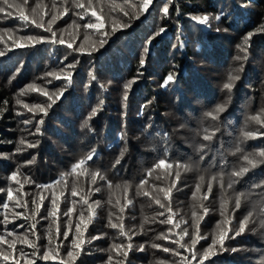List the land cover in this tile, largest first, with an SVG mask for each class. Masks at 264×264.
I'll list each match as a JSON object with an SVG mask.
<instances>
[{
  "label": "trees",
  "instance_id": "16d2710c",
  "mask_svg": "<svg viewBox=\"0 0 264 264\" xmlns=\"http://www.w3.org/2000/svg\"><path fill=\"white\" fill-rule=\"evenodd\" d=\"M79 2L86 8L76 7V0H28L26 6L23 0H9L23 7L27 21L20 19L15 8L0 13V52H4L0 56V236L7 241L0 243V254L9 256L5 261L0 255V264H72L67 252L81 213L84 243L74 250L79 252L74 264H117L124 257L113 245L128 243L132 249L124 264H200L202 259L203 264H264V188L251 172L232 177L231 189L227 184L222 189L215 181L211 192L197 182L201 176L210 179L202 170L185 185H179L173 174L165 176L163 168L148 175L165 149L173 161L183 164L190 159V147L203 144L205 129L215 131L210 142L213 147L223 139L235 138L234 131L240 129L256 133V138L241 144V133L236 144L248 143L256 152L264 146V125L251 120L257 116L264 121V31H257L264 23V0H172L167 18L162 11L166 0H153L149 12L131 19L128 28L123 25L139 0H91L90 8L89 0ZM93 10L104 20L100 31L83 26L90 19L95 22ZM53 15L57 19L49 25ZM204 15L210 16V28L191 19ZM217 15H221L219 21L214 19ZM41 20L44 27H36ZM48 27L51 31H45ZM161 27L165 31L156 35ZM103 32L109 33L104 37L108 43L100 47ZM249 33L253 35L244 45ZM27 36L43 39L29 41L24 39ZM241 66L240 79L229 92L223 85L229 73ZM68 72L72 73L70 83ZM170 73L175 74V81L163 87ZM217 105H225V111L215 121L207 119L205 113ZM93 109L97 113L89 119ZM40 120L43 124L36 133ZM30 143L36 146L30 148ZM93 150V160L72 171ZM237 162L224 168L225 179H229L227 173L243 167ZM172 168L174 173L175 163ZM93 172L105 179L97 176L93 183ZM14 173L16 180L11 179ZM184 173L181 171L182 176ZM141 180L146 181L142 188ZM240 193H244L241 207L235 209V197ZM190 199L195 201L194 207ZM207 205L212 210L208 215ZM249 212L252 217L245 232L224 241L228 251L221 254L218 242L204 258L213 237L219 241L225 231L233 236ZM169 215L172 222L161 223ZM113 223L116 228L111 227ZM121 224L127 235H121ZM185 229L188 235H183ZM65 231L69 232L67 240ZM194 236L206 238L192 248ZM25 237L35 247L23 243ZM153 244L160 247L153 248ZM165 247L179 255L164 252ZM232 248L238 250L232 252ZM45 253L50 259H43Z\"/></svg>",
  "mask_w": 264,
  "mask_h": 264
},
{
  "label": "snow or ice",
  "instance_id": "6c2138e0",
  "mask_svg": "<svg viewBox=\"0 0 264 264\" xmlns=\"http://www.w3.org/2000/svg\"><path fill=\"white\" fill-rule=\"evenodd\" d=\"M171 2H172V0H166L165 4L163 6L162 11H163V17L164 18H167L168 15H169L168 4H170ZM27 4H28V0H23V5L26 6ZM152 4H153V0H139V5L138 6L137 5H132V7L136 9V11L133 14H131V16H130V14L127 11L124 12L125 16H130V20H129L128 23L123 25V28L131 27V19H139L141 13L149 12V7ZM2 5L3 6H0V13H4L6 11V8H8V9L15 8L19 12L20 19L27 21L28 17L25 15L23 7L20 4H13V3H9V0H2ZM76 7L81 8V9L86 8L85 4L79 2V0H76ZM87 7L88 8L91 7V0H89V4H88ZM114 7H118V6H114ZM66 11H67V9H65V12ZM7 14L9 16L12 15L11 12H8ZM221 15L215 16L214 19L219 21L221 19ZM91 17L95 18V22H92V20L90 19L89 22H87V23H85L83 25L85 28L96 29L97 31H100V30L104 29V27H105L104 20L101 18V16L97 15L96 11H94V10L91 11ZM56 19H57V16L53 15L51 20L48 21L49 25H51L53 22H55ZM81 19H83V15L81 16ZM191 19L194 20V21H197L200 25H207L209 23L210 16L209 15L193 16ZM36 27H38V28L44 27L43 21L41 20V22L36 23ZM45 31H51V27L45 28ZM115 31H116V29L114 28L113 32H115ZM164 31H165V29L163 27H161L159 29V31L156 33V35H159L160 33H163ZM217 31H219V28H217ZM257 31L258 32L264 31V23H262L260 25V27L257 29ZM52 35H53V37H55L56 34L53 32ZM251 35H253V34L249 33L248 37H246L244 39V42H243L244 45H248L249 38L251 37ZM101 37L102 38L100 39L99 44H100V47H103L104 45H106L108 43V39H105L104 37H109V33L103 32V33H101ZM24 39L32 41V40H37V39H43V37L38 38V37H34V36H27V37H24ZM53 42H55V41H53ZM63 42L64 41L61 39L60 43H63ZM150 42H151V38L149 40V43ZM20 46L23 47V45H20ZM68 47L71 48L72 45L69 44ZM238 47L241 48V51H244L245 53H247V49L245 47H242V46H239V45H238ZM144 51H145V53H147L148 52V48L146 47L144 49ZM89 54H91V53H89ZM0 56H4V52H0ZM236 59L240 60L242 58L240 56H237ZM243 59L246 60L247 59V55H245L243 57ZM144 63H145V60L142 58L140 60L141 67L144 66ZM68 67L71 68V67H74V65H68ZM242 71H243V66H241L239 68H236L231 73H229V75L227 77V82L223 85V88L228 90L229 92H231L232 88L235 85V82L240 79L239 73L242 72ZM71 76H72V73L68 72L66 79L68 80L69 83L71 82ZM57 79H59V76H57ZM92 79H96V77L94 75H92ZM174 81H175V74L174 73H170V74L167 75V77L164 80L162 86L163 87H167L170 82H174ZM129 86L130 85H126L125 87L127 88ZM123 98H124L125 101L127 100V91H125ZM49 99L51 100L52 98L49 97ZM56 99H60V96H57ZM18 103H19V101H18ZM52 103H55V101L53 100ZM24 107L28 108L29 106L27 104H25ZM37 107L39 108L40 112H43L44 115L47 116V112L45 111L44 108L39 107V106H37ZM48 107H51V104H49ZM29 111H32V109L29 108ZM223 111H225V105H217L213 110L205 113V116L208 117V118H211L212 121H215V120H217L219 118V114L222 113ZM96 113H97V109H93L92 113L89 116V119H91V117L95 116ZM142 113H143V107L141 109V114ZM251 120L256 121L257 123H261L262 125H264V121H261L259 119V117H257V116L251 117ZM24 123L27 124V123H30V121H24ZM41 124H43V120L37 121L36 133L40 132V125ZM85 125H87V121H85ZM204 131L206 133L203 136V139L205 141L211 140L213 135H215V131H213L211 133L208 132V129H205ZM122 135L123 134H121V136ZM156 135H160V133H156ZM163 138L165 140L167 139V134L166 133L163 134ZM254 138H256V133L251 132V131H243L242 132V136H241V144L245 140L254 139ZM21 143H24V141L22 140ZM38 143H39V141H37V144ZM241 144H237L236 145V151L237 152H241L242 151ZM35 146H36V144H31V143L28 144V147H30V148L31 147H35ZM109 147H112V146L110 145ZM202 147H204V146H202ZM122 154H123V152L121 153V155ZM94 155H95V150L90 152L87 155L86 159H81L76 165H74L72 171H75L81 165H85L88 161H92L93 158H94ZM257 158H259V159H257ZM201 159H203V156L201 157ZM243 160L246 162L248 167H241L238 171L237 170H233L232 172L227 173V175L229 176V179H228V182H227V188H229V189L233 188V184L235 183V181L232 179V177H241V176H243L245 173H247L249 171V167L255 168L258 163H264V146H261L260 147V151H258V152L245 154L243 156ZM117 163H119V161H117ZM173 163H175V166H176L177 169H179L181 167H184L185 169L188 168V165H186V164L182 165L179 161H173L169 157L167 149H165L164 152L162 153V158H158V162H156L153 165V167L151 169H149L148 175L151 176L152 173L155 170L161 169V168H165V167L168 169V171L165 173V176L171 175V169L173 167ZM220 167H221L222 170L219 173H217L215 175H212L211 180L208 183V191L209 192H211V190H212V181H218L220 183V185H221V188L222 189L224 188V176L226 175V173H225V171H223V169L227 167V162L225 161L224 164H222ZM179 175H180V173H179V171H177L176 172V178L177 179L179 178ZM97 176H99V178L101 180L105 179V177L102 174H100L99 172H93L91 174L93 183L96 182ZM160 178L161 177L157 176V179H160ZM11 179L12 180H16V174L15 173L12 175ZM200 180H201V182H203L204 177L201 176ZM17 183H19V181H17ZM25 183H27V180L25 181ZM145 183H146L145 180H141L140 181V187L142 188ZM174 184H175V182H173V185ZM257 186H259V185H257ZM43 187H48V186L45 185ZM109 187H111L110 182H109ZM116 187L119 188L120 185H116ZM127 187H128V185H127V183H125V185H124L125 190L127 189ZM99 190H100L99 188L96 189V191H99ZM199 190H200V185H197V192ZM161 191H163V189H161ZM137 194L140 195L141 193L138 191ZM72 195L75 196L76 192L73 191ZM143 195L147 196L148 193L147 192H143ZM243 195H244V193H240V194L236 195V197H235V209H239L241 207V197ZM8 199L9 200L12 199V191L11 190L8 191ZM205 199H207V196H205ZM52 203H53V205H55L56 204V200L53 199ZM85 203H87V201H85ZM155 203L158 204L160 206V208H162V209L165 208V205L163 203H161L160 199H155ZM3 207L5 209H7L8 208V204L5 203L3 205ZM222 208H223V205H222ZM89 210H91V205H89ZM37 211H38V209H37ZM69 211H71V209ZM123 211H124V208L121 207L120 208V212L122 213ZM168 211L170 212L171 208H168ZM205 211H207V210H205ZM221 214L223 215V210H222ZM17 215H21V214H17ZM49 215L55 216L56 213L55 212H50ZM159 215L163 216L164 212H160ZM194 215H195V213H194ZM251 217H252V212H249L248 215L244 217V219L240 220L238 230H235L233 236L229 237L228 234H227V231H225L219 237V241H217V239L215 237H213L212 243L209 246V249L205 251L204 258H207L209 250L215 249V246L217 245L218 242H219V252L221 254L223 252H225V251H228V248H226L225 245H224V241L226 239H234L235 236H239L242 233H244L246 228H247V226H248V224H249V222H250V218ZM89 220H91V211H90V214H89ZM5 222H7V216H5ZM171 222H172V216H170V215L167 217L166 220L161 221V223H171ZM83 223H84V216H83V213H81L80 222L75 225V235L73 236V238L70 241V249L71 250H69L67 252V256L69 257V259L72 262V264H74L76 257L79 255V252L78 251H74V250L80 249L81 246L84 243L83 239L81 238V235H82V233H81V224H83ZM175 226L179 227V224H177ZM20 227H23V225H21ZM31 227H32V229H35L36 225L33 224V225H31ZM111 227L112 228H116L117 224L113 223V224H111ZM120 228H121V235H127L123 231V225L122 224L120 225ZM8 234L12 235V233H8ZM183 235H188L187 229L184 230ZM63 236H64V239L67 240L68 237H69V232L65 231L63 233ZM205 238L206 237H195L194 236L193 239L191 240L192 248H195V245L199 242V239H205ZM128 240L131 241V236H128ZM6 242L7 241L5 240V238L3 236H0V243H6ZM22 242L30 244V242L27 240L26 237L23 238ZM173 243H178V242L177 241H173ZM30 246L35 247L34 245H31V244H30ZM180 246L181 247H185V245H183V244H181ZM9 247L14 248L15 247L14 243H9ZM113 247L115 249L119 250L118 254L122 255L124 257V260H127L128 252L132 249V244L128 243L126 246L124 244H119V245H113ZM152 247L153 248H159L160 245L153 244ZM237 250L238 249H236V248H232L231 249L232 252H235ZM139 251L143 252L144 251V247L140 246ZM163 251L164 252L172 251L174 255H179L178 252H176L175 250L169 249L167 247L163 248ZM212 254L216 255L217 253L215 251H213ZM0 255H3V254H0ZM21 255L27 256V253H24L23 250H21ZM33 255H35V253H33ZM195 258H196V255H195V253H193V259H195ZM3 259L5 261H7L9 259V256L8 255H3ZM43 259L44 260L50 259L48 253L44 254ZM108 259H109V261H111L112 257L109 256ZM124 260L117 261V264H124ZM28 264H35V262L34 261H30V262H28ZM61 264H65V262L62 261ZM129 264H130V262H129ZM200 264H203V259L201 260ZM213 264H219V262L218 261H214Z\"/></svg>",
  "mask_w": 264,
  "mask_h": 264
},
{
  "label": "rangeland",
  "instance_id": "374dc122",
  "mask_svg": "<svg viewBox=\"0 0 264 264\" xmlns=\"http://www.w3.org/2000/svg\"><path fill=\"white\" fill-rule=\"evenodd\" d=\"M208 26H206L207 28H210L209 23L207 24ZM222 45V43H221ZM210 67V66H209ZM242 110L240 109V112ZM141 112V109H140ZM209 120H211V118H207ZM234 128L238 129V123L234 122ZM242 129H240V132H235V138L233 136H231L230 138H228L227 140H224L220 143L219 146L217 147H213L212 144L210 143L214 137H212L211 140L205 141L203 140V144L202 143H194L193 148L190 147V153H189V157L190 159H188L187 161L183 162L182 165H188V168L185 169L184 167H181L179 169H174V173L171 172V174L176 176V172L179 171L180 175L179 178L177 180L180 181L179 185H185V182H189V180L192 178V176L195 174V172H197L198 170H202L204 175H210V179L209 180H203V182L201 181H197V182H201V184L203 185L202 188L208 187V183L211 180L212 175H215L217 173H219L222 169H221V165L224 164V162L226 161L227 164L230 165H234L235 161H238L237 164L241 165L243 167H248V165L246 164V162L243 160V156L247 153H254L256 152L254 150V146H249L248 143H244L241 148L242 151L241 152H237L236 151V139L237 137L242 133ZM235 142V144H234ZM204 146V147H202ZM228 146V147H227ZM194 149V151H193ZM193 155L192 159L191 156ZM203 156V159H201V157ZM232 159V160H231ZM259 159V158H257ZM219 160V161H218ZM219 162V164H218ZM166 171L167 168H163ZM173 169V168H172ZM159 171H162V169H157L154 171L155 174H158ZM181 171H184V175L182 176ZM224 171V169H223ZM251 172V176L255 177L258 181L259 184L261 185V188H264V166H262V163H258L257 166L255 168H251L249 167V171ZM247 173H245L243 176H246ZM226 175L224 176V184H227L228 179H225ZM262 182H261V180ZM192 182V181H191ZM195 182V183H197ZM215 181H212V186L214 185ZM122 184H120L121 186ZM234 186V184H233ZM172 190L177 191L176 188L174 186H172ZM189 204L194 207L195 206V201L194 200H189ZM208 205H211L210 203H208ZM207 205V211H206V215L210 214L212 212L211 208Z\"/></svg>",
  "mask_w": 264,
  "mask_h": 264
}]
</instances>
